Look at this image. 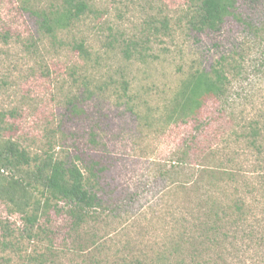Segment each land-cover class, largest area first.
Masks as SVG:
<instances>
[{"label":"rangeland","instance_id":"1","mask_svg":"<svg viewBox=\"0 0 264 264\" xmlns=\"http://www.w3.org/2000/svg\"><path fill=\"white\" fill-rule=\"evenodd\" d=\"M86 1L90 8L80 19L48 31L44 18L61 14L62 0H0V112L9 123L3 133L32 155L52 153L83 169L91 160L105 166L106 207L77 229L65 211H52L41 218L45 231L22 239L21 253L0 250V264H111L125 258L163 264V253L172 264H195L200 258L176 250L171 236L177 238V218L197 197L190 182L167 173L180 147L196 146L194 137L206 152L215 149L212 164L224 162L239 174L234 183L221 170L214 191L232 203L243 188L250 209L239 236L232 229L224 239L223 255L204 248L201 260L264 264V0H238L243 22L231 18L221 30L203 32L188 27L192 0ZM166 17L170 30L155 32L151 22ZM127 39L141 42L145 55L131 46L127 52ZM79 42L88 57L75 48ZM219 62L231 79L227 102L205 97L197 119H171L184 78ZM252 125L261 129L259 150L245 135ZM23 226L21 215L0 199V240L8 230L20 239ZM252 227L260 239L247 238L244 228ZM199 236L194 232L196 245Z\"/></svg>","mask_w":264,"mask_h":264},{"label":"trees","instance_id":"2","mask_svg":"<svg viewBox=\"0 0 264 264\" xmlns=\"http://www.w3.org/2000/svg\"><path fill=\"white\" fill-rule=\"evenodd\" d=\"M192 1L193 6L188 17V27L191 30L198 32L219 31L231 18L241 22L244 21L237 4L238 0ZM89 8V3L86 0H62V13L57 14L53 20L52 16L46 15L43 24L46 25L48 31H54L57 27L63 28L70 21L80 19L82 15L88 12ZM51 21H55V23L51 24ZM157 22H151L155 32L167 33L170 30V22L167 17L160 24H157ZM259 30L260 28L257 27L255 33ZM124 43L127 52L130 51L131 46L136 49L141 57L145 55L144 50L138 48V44L141 42L127 39ZM75 48L84 57H88L90 54L84 42L77 43ZM230 82L231 79L223 62H219V65H213L211 70L206 68L194 70L182 81L174 99L175 112L170 118L184 122H188L192 118L197 119L196 117L199 116L205 97L227 102L228 93L226 88ZM123 83L126 89L128 82L123 81ZM74 102V110H76L78 109L77 102L76 100ZM8 125L5 113L0 112V199L4 200L12 211L21 215L24 226L20 230V239L13 238L15 230L2 232L1 236L3 238L0 240V250L11 248L21 253L23 251L22 239H32L38 234L37 229L45 231V228H39L41 218L51 217L52 211L57 213L65 211L71 218V228L77 229L88 218L95 217L97 209L105 208V198L101 193L105 191L102 183L105 177L103 172L107 168L100 166V162L95 160H91L83 169L77 162L56 157L52 153H47L42 158L41 156L32 155L28 147L12 136L3 133L4 130L9 129ZM259 134H261V129L259 126L254 125L245 133L249 142L258 150ZM195 140L196 137L193 138L196 143L195 147L190 144L180 147L177 164L173 166L172 171H167L170 176L175 173L177 175L175 176L176 179L181 184L190 182L197 197L196 206L192 205L191 208L185 209L177 218L176 224L179 228V234L176 238V234L173 233L171 238L175 241L176 250L188 249L192 257L195 259L200 258L199 261L194 260L195 264H210L201 260L203 255H207L204 248H209V250L222 256L224 253L223 245H225L224 239L230 236L231 232L229 231L232 229L234 230L232 235L236 238L239 236L237 233L240 231L242 222L247 217L250 209L241 195L246 193L242 191L243 188H240L239 197L233 199L232 203H227L224 195L219 196V193L214 191L213 188L223 179L217 177L221 170H226L229 179L234 183L240 181L237 179L239 174L231 166L226 168L224 162L212 164L213 161H209V159H215V149L210 148L206 152L203 148V140H199V136V141L196 142ZM196 157L202 160H194ZM188 173L189 178L182 179ZM203 177L204 180L208 179L206 185L200 181ZM244 230L247 231V238L255 236L260 239L253 227L251 229L244 228ZM198 231H200V243L196 245L197 240L193 237L194 232ZM261 238L264 239V231L261 232ZM220 252L222 253L220 254ZM163 254L162 263L172 264ZM24 258L38 260L42 258V254H26ZM179 260L181 264L185 262L183 259ZM111 264L145 263L139 258L130 260L125 258Z\"/></svg>","mask_w":264,"mask_h":264}]
</instances>
